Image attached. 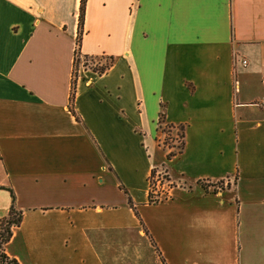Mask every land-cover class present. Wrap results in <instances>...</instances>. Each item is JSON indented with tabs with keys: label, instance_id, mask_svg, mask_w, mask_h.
<instances>
[{
	"label": "crops",
	"instance_id": "1",
	"mask_svg": "<svg viewBox=\"0 0 264 264\" xmlns=\"http://www.w3.org/2000/svg\"><path fill=\"white\" fill-rule=\"evenodd\" d=\"M79 6L0 0V219L10 191L22 213L5 254L264 264V0H86L80 55L112 64L80 69L81 122ZM160 114L184 127L170 159ZM153 161L175 184L157 204Z\"/></svg>",
	"mask_w": 264,
	"mask_h": 264
},
{
	"label": "trees",
	"instance_id": "2",
	"mask_svg": "<svg viewBox=\"0 0 264 264\" xmlns=\"http://www.w3.org/2000/svg\"><path fill=\"white\" fill-rule=\"evenodd\" d=\"M85 3H86V0H80L79 15H78V31H77V36H76V47H77V53L78 54H80L79 45H80V41H81V38L83 35L82 24H83V19H84ZM83 58L86 60L90 59L87 56H83ZM90 60L93 63V60L92 59H90ZM104 60H105V64L102 65L101 67H88V68L90 70H92L93 72H96L98 74H102V73L106 72L112 64L111 58L106 57V58H104ZM84 66L86 67L87 65L84 64ZM77 67H78V60L76 58H74L73 68H72L70 96H69V110L72 113V115L74 116L75 120L78 122H81L80 118L73 111V106H72L73 105V98H74V91H75V84H76V79H77V75H76ZM163 122H164L163 121V115L160 114L159 119H158V127H160V125L163 124ZM165 128L168 129V132H169V130H178L180 132V136H178L181 139L180 147L176 153H169L166 156L167 159H170L171 157H173L177 154H180L182 152V149H183L182 139H183L184 127L179 126V127L173 128L170 125H166ZM154 174H155V170L152 168L150 170V174L148 176L149 182H150V178L153 177ZM214 192H215V190H214ZM10 197H11V204H10V207L8 209V212H7L5 217L0 219V264H18L16 262V260L9 258L4 252V246L10 240L13 228L18 227L21 223V220H22L21 211H18L14 205V196H13L12 191H10ZM148 203L149 204H157V203H152L151 196L149 193H148ZM129 205L132 206L130 201H129Z\"/></svg>",
	"mask_w": 264,
	"mask_h": 264
},
{
	"label": "built area",
	"instance_id": "3",
	"mask_svg": "<svg viewBox=\"0 0 264 264\" xmlns=\"http://www.w3.org/2000/svg\"><path fill=\"white\" fill-rule=\"evenodd\" d=\"M74 58L78 60L79 67H77L76 69V75L78 77V73L80 69H89L88 67L90 66H86V67L84 66L85 63H82V60H84V58L77 53V47ZM88 62L90 63L91 67H101L102 65L105 64V60L99 61L97 63L94 62L92 63L91 60L89 59ZM241 65L245 67L247 65V62L243 60L241 61ZM262 104H264V102H262ZM162 145L165 146L163 140H162ZM152 168L155 170V174L153 177L150 178V182L148 181V193L151 196V201L152 203H159L162 201H166L170 198L169 191L173 186H175V184L172 183L169 177V173L165 163H163L158 167L155 166Z\"/></svg>",
	"mask_w": 264,
	"mask_h": 264
},
{
	"label": "rangeland",
	"instance_id": "4",
	"mask_svg": "<svg viewBox=\"0 0 264 264\" xmlns=\"http://www.w3.org/2000/svg\"><path fill=\"white\" fill-rule=\"evenodd\" d=\"M82 63H85L87 66H90V63L88 62V60L84 59L82 60ZM79 67V65H78ZM160 128H162V132L164 133V138H163V143L165 146H163L164 148H166V150H169L168 153H176L180 147V143H181V139L178 137L180 136V132L178 130H169L166 128H163V125H160ZM153 167L155 166H160L159 163H156L155 161L152 162ZM162 165V163H161ZM164 168V167H163ZM221 188V187H219Z\"/></svg>",
	"mask_w": 264,
	"mask_h": 264
}]
</instances>
